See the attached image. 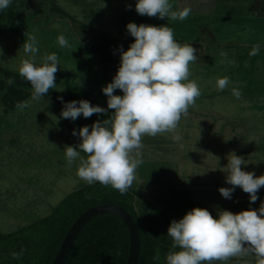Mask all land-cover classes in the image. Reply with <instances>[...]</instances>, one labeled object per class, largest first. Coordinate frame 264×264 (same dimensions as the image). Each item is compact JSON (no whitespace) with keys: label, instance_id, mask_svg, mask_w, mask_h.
<instances>
[{"label":"rangeland","instance_id":"374dc122","mask_svg":"<svg viewBox=\"0 0 264 264\" xmlns=\"http://www.w3.org/2000/svg\"><path fill=\"white\" fill-rule=\"evenodd\" d=\"M137 0H11L0 10V230L12 231L47 215L66 195L88 184L68 165L67 146L78 147L73 135L84 125L108 119L114 110L83 115L76 120L62 117L66 102L87 99L108 108L103 88L113 81L121 62V46L127 50L134 37L127 24L168 25L175 38L193 44L196 61L190 79L201 91L195 106L182 116L177 133L143 137L135 180L128 196L138 221L148 229L159 251V264L173 240L167 235L173 220H180L194 207L207 208L218 217L222 210L234 213L259 209L258 199L236 187L231 199L219 189L226 183L228 159L234 153L245 160L241 167L264 175V0H170L173 11L190 8L183 21L140 15ZM35 35L39 53L57 54L56 86L39 102L19 110L18 102L30 101L33 88L19 75L21 61L30 58L22 47ZM64 35L70 47L61 48ZM259 54L252 56L254 45ZM16 73V74H14ZM227 77L220 91L218 78ZM12 78L13 91L6 81ZM240 92L239 98L232 94ZM115 94L123 95L120 89ZM62 98V99H61ZM183 145L181 147L180 145ZM81 157L86 158L81 152ZM144 201V203H143ZM144 208V211L142 210ZM213 264H256L249 254Z\"/></svg>","mask_w":264,"mask_h":264},{"label":"clouds","instance_id":"9594fccd","mask_svg":"<svg viewBox=\"0 0 264 264\" xmlns=\"http://www.w3.org/2000/svg\"><path fill=\"white\" fill-rule=\"evenodd\" d=\"M10 4L11 0H0V10ZM172 9L170 0H137L136 3L137 13L149 17L183 21L191 13L187 7L180 11ZM127 29L135 39L126 51L121 46L118 72L103 88L108 108L82 99L66 102L61 113L63 118L74 121L81 114L90 118L114 110L108 119L94 122L91 130L88 125L78 131L74 129L73 135H78L81 142L78 147L67 146L65 159L69 166L77 165V175L88 184L110 185L121 194L132 186L136 170L143 163L137 158L143 137L168 132L179 142L182 139L176 131L179 122L201 95L198 83L190 79V64L197 59L193 44L178 41L168 25L130 22ZM57 40L61 48L70 47L64 35ZM22 47L30 58L21 61L19 75L30 82L33 92L30 101L16 104L21 111L55 88V74L59 70V57L55 53L37 60L39 48L35 35H29ZM259 49L260 45L256 44L249 54L258 55ZM6 83L12 85L15 81L9 78ZM228 84L227 77L217 80L220 91ZM117 89L123 95L115 94ZM232 94L240 96L238 89H233ZM81 152L86 158L81 157ZM242 164H245L243 157L231 155L226 183L232 188L221 187L219 191L224 198L231 199L235 188L240 187L249 194L250 203H254L259 189L264 187V175L245 171ZM167 235L176 250L167 254L166 264H213L249 254L255 255L256 264H264V203L258 210L249 208L237 213L222 210L218 217L207 208L194 207L180 220L171 222ZM22 254L23 250L12 253L16 259ZM155 259H160L159 251Z\"/></svg>","mask_w":264,"mask_h":264},{"label":"trees","instance_id":"16d2710c","mask_svg":"<svg viewBox=\"0 0 264 264\" xmlns=\"http://www.w3.org/2000/svg\"><path fill=\"white\" fill-rule=\"evenodd\" d=\"M10 88L14 91L17 86L11 85ZM135 195L129 189L121 194L110 185L104 186L99 182L79 187L53 206L47 215L9 232L0 230V264H50L75 218L99 202H114L132 213L141 242L138 264H159L148 229L138 221L128 198ZM128 249V232L124 222L114 214L105 213L84 226L64 264H126ZM21 250L23 254L20 258H14L12 253H20Z\"/></svg>","mask_w":264,"mask_h":264},{"label":"water","instance_id":"95a60500","mask_svg":"<svg viewBox=\"0 0 264 264\" xmlns=\"http://www.w3.org/2000/svg\"><path fill=\"white\" fill-rule=\"evenodd\" d=\"M105 213L114 214L124 222L129 239L126 264H138L141 242L136 220L127 208L114 202H99L82 211L70 225L50 264H64L77 236L84 226L94 217Z\"/></svg>","mask_w":264,"mask_h":264}]
</instances>
